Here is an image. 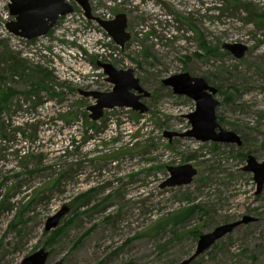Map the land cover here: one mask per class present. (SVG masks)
<instances>
[{
	"label": "rangeland",
	"instance_id": "374dc122",
	"mask_svg": "<svg viewBox=\"0 0 264 264\" xmlns=\"http://www.w3.org/2000/svg\"><path fill=\"white\" fill-rule=\"evenodd\" d=\"M88 1L97 17L127 16L130 40L122 51L96 24L88 23L75 5L70 16L34 43L0 38L26 68L38 65L52 70L58 79L55 91L63 90L62 82L75 90L69 93L65 88L62 100L51 99L42 90V104L35 109L21 94L17 96L21 110L12 119L5 118L18 127L28 122L38 123V128L35 139L17 134L13 149L0 155V200L8 197L12 205L0 211V264H19L41 248L48 252L46 264H181L195 252L200 235L243 216L254 217L257 222L238 227L191 264H264V187L256 195L252 174L242 171L247 156L264 160V29L258 30L244 11H217L220 0ZM238 1L249 6L250 12L264 16V0ZM6 6L7 1L0 0V22ZM188 25L207 47L242 44L248 51L239 60L221 49L219 58L206 56L198 49L196 35ZM97 62L119 70L132 69L141 87L151 93L150 99L143 100L149 109L144 115L128 109L105 113L107 128L97 138L106 139L107 147H102L100 140L81 143L86 131L87 135L92 133L81 115L70 126L57 117L70 111L88 115L86 108L94 102L84 100L79 90L111 91L112 85L105 81ZM2 70L4 87L17 92L29 91L36 82L13 78ZM182 73L220 88L217 123L236 133L243 142L241 147H213L188 138L169 142L163 136L165 132L190 129L186 117L194 112V102L173 95L161 84ZM77 101L83 104L79 106ZM25 134L32 135L27 130ZM137 134L141 142L150 140L152 148L147 154L92 161L95 147L111 149L107 141L119 137V144L124 146ZM72 139L76 142L73 146ZM1 144L5 150L7 146ZM19 148L44 154V170L32 166L33 162L27 168L20 167L12 153ZM184 165L197 170L192 183L162 188L169 177L166 168ZM33 168L36 171L27 174ZM69 169L78 170L77 175L60 178L58 187L32 199L34 190ZM90 189L96 192L91 194L89 209L81 208L79 215H73L77 205L73 199ZM25 202L31 203L22 211L21 222L10 228ZM190 203L200 209L188 222L156 230L155 220ZM64 205L68 213L56 229L45 232L47 219Z\"/></svg>",
	"mask_w": 264,
	"mask_h": 264
},
{
	"label": "water",
	"instance_id": "95a60500",
	"mask_svg": "<svg viewBox=\"0 0 264 264\" xmlns=\"http://www.w3.org/2000/svg\"><path fill=\"white\" fill-rule=\"evenodd\" d=\"M6 1L8 14L12 20L6 24L5 29L10 35L25 41L45 37L56 25L59 18L73 13L72 3L81 9L86 20L95 22L120 50H123L125 44L130 40L125 14H118L111 21L101 20L92 15L88 0ZM221 48L237 60L243 58L248 51V47L242 44H222ZM98 67L103 70L106 82L112 85L111 91L108 93L78 91L80 96L91 98L94 101L86 109L91 122L100 121L106 111L113 109H128L139 115L148 113L149 109L143 100L149 99L151 93L141 87L139 79L134 76L132 69L117 70L110 64H99ZM161 84L170 88L173 95L186 97L192 100L195 105L194 112L186 117L190 129L183 133L165 132L163 136L169 142L176 137L194 139L201 143L232 144L237 147L242 145V141L236 133L222 129L217 123L215 110L220 103L213 97L217 90L209 86L205 80L182 73L162 80ZM167 171L169 177L161 186L162 188L190 185L197 176V170L191 165L169 167ZM242 171L253 175L256 194L258 195L264 186V160L258 162L253 156H247L246 165ZM68 211V206L64 205L54 216L48 218L44 228L45 232L56 229ZM255 222H257L256 218L243 216L238 221L220 225L209 233L200 235L195 252L181 264H191L238 227ZM47 259L48 252L41 248L23 259L19 264H46ZM55 264H62V261Z\"/></svg>",
	"mask_w": 264,
	"mask_h": 264
},
{
	"label": "trees",
	"instance_id": "16d2710c",
	"mask_svg": "<svg viewBox=\"0 0 264 264\" xmlns=\"http://www.w3.org/2000/svg\"><path fill=\"white\" fill-rule=\"evenodd\" d=\"M221 5L220 7L217 8V11L223 12L224 8L232 10L234 13L239 12L242 13L241 11L246 12L251 20L254 26L258 30H263L264 29V16L258 15L256 13L250 12L249 6H243L238 0H220ZM225 9V10H226ZM233 15V14H232ZM184 21V20H182ZM185 22V21H184ZM189 24V23H188ZM189 26V29L193 31L196 35V42L198 44V49L200 51H203L206 56L213 57V58H219L221 56L220 54V49L222 50L221 46H214V47H207L204 41L201 39V36L197 33V31L193 28V26ZM6 41V40H5ZM35 40L26 42V43H34ZM0 47H2L3 52L0 53V71L3 68L4 73H8L11 75V77H16V78H23L24 80H35L36 82L32 83V86L29 91L25 92H17L12 88H6L4 87V76L0 74V155L3 152H6L9 149H13L14 143L17 137V134L22 135L25 139H35L36 131L38 128V123H29L26 122L24 127H18L15 126V122L12 120H5L6 117H12L17 114V111L21 110V106L19 105V102L17 100V96L21 95L24 97V100L26 102H29L32 104L31 109H35L37 106L41 105L42 102L39 97V92L44 90L48 93L49 98L51 99H58L62 100L65 98V88L68 89L69 93L74 92V89L70 88V84L68 82H62L61 85V91H55V87L58 85V79L54 75V72L52 70H49L47 68H42L41 66H34L33 68H26L24 66V62L20 61L17 59V56H15L7 46L4 44L3 41H0ZM223 51V50H222ZM145 56H147L146 51L143 52ZM224 55V54H222ZM198 57V56H197ZM2 72V73H3ZM25 72H28L26 75ZM21 73H24L21 75ZM219 93H221L220 88ZM227 97H225V100ZM76 104L79 106L82 105L81 101H77ZM80 108V107H79ZM132 116L136 117L133 113L129 112ZM77 115H81L82 119L84 121L85 127L87 130L91 131L92 133L90 135H87V131L85 132L86 135L85 137L80 138L81 143L87 144L89 141H99L101 146L107 147L108 145L106 144V139H101L97 138L98 134L103 133L104 130H106L107 126L105 121L102 119L98 122H91L88 118V115L86 113L77 114L76 112L73 113L72 111L64 114V115H59L57 116L58 119H60L62 122H64L65 125L70 126L74 125V122L77 121ZM105 117V116H104ZM31 121V120H30ZM220 121V120H219ZM81 123V122H80ZM100 124V125H99ZM29 131L30 135H26L25 131ZM130 142L127 143L126 145L122 146L119 144L121 137L118 139H110L107 141V143H111L112 148L111 149H98L95 147L93 150V153L96 155L91 157L92 161L94 160H118L121 159L123 156L129 154L132 156L134 153L135 154H141L145 155L147 154L148 150L152 148V144H149L150 140H144V141H139L138 134L134 136L129 137ZM28 141V140H27ZM1 143H3L7 148L5 150L2 149ZM7 143V144H6ZM12 146H9L10 144ZM76 142L74 139H72L71 145L73 146ZM116 145V146H114ZM114 146V147H113ZM13 155L17 159V164L20 167L27 168L29 167L30 163L33 162L36 164V166L32 163V166L37 167V168H42V160L44 159V154L39 153L36 154L34 150H27L26 152L23 149H15L13 152ZM22 153H24L22 155ZM98 154V155H97ZM25 165V166H24ZM71 168L73 166H70ZM48 169V168H47ZM42 170H44L42 168ZM33 171H36V168L31 171H27V174H32ZM71 173V174H69ZM78 170L73 171L69 169V171H64L60 173L57 178H52L49 179L46 183H44L43 188L41 189H36L34 190L33 197H37L42 194H45L48 192V190L54 189L58 187L60 178H69L72 179L75 175H77ZM69 175V176H68ZM96 191L93 189H90L86 192L79 193L74 199L73 202L77 203L75 207V211H73V215H79V210L82 208H85V210L89 209L90 206V200H91V194L95 193ZM28 197V195H26ZM111 195L109 194L107 198H109ZM31 202H25L21 206V211L16 215L14 220L9 224V227L12 228L16 223L21 222V215L22 211H24L27 206ZM73 203V205H74ZM12 207V205L9 202V198L5 197L0 200V211L2 210H9ZM96 206H94L93 209H95ZM92 209V210H93ZM199 206H195L194 204L190 203L187 206H184L182 208H179L178 210H175L169 214H167L165 217H160L157 220L153 222L155 225L156 230H160L163 228H166L167 226H171L172 228H175L179 225H183L186 222H188V219L194 214L195 211L199 210ZM77 217V216H75ZM61 232H58L57 234H60ZM195 234V233H194ZM195 237V236H194ZM217 244L213 246V248L216 247Z\"/></svg>",
	"mask_w": 264,
	"mask_h": 264
},
{
	"label": "built area",
	"instance_id": "2783aa9c",
	"mask_svg": "<svg viewBox=\"0 0 264 264\" xmlns=\"http://www.w3.org/2000/svg\"><path fill=\"white\" fill-rule=\"evenodd\" d=\"M106 20L111 19L112 17L107 16V17H103ZM10 21V16L8 14V12H6L5 16L2 18L1 22H0V38L1 39H5V40H18V41H22V42H26L25 40L19 39V38H15L13 36H11L10 34L7 33L5 26L7 24V22Z\"/></svg>",
	"mask_w": 264,
	"mask_h": 264
},
{
	"label": "flooded vegetation",
	"instance_id": "af4514ba",
	"mask_svg": "<svg viewBox=\"0 0 264 264\" xmlns=\"http://www.w3.org/2000/svg\"><path fill=\"white\" fill-rule=\"evenodd\" d=\"M72 5H73V7H74L75 4L72 3ZM75 6H76V5H75ZM82 16H83V15H82ZM115 16H116V15H115ZM62 19H63V17L59 18V20L57 21V23H58L59 21H61ZM87 22L90 23V24H91V23H94V22H91V21H87ZM57 23H56V25H57ZM94 24H96V23H94ZM56 25H55V27H56ZM96 26H97V25H96ZM55 27H54V28H55ZM97 27H98V26H97ZM54 28H53V29H54ZM98 28H99V27H98ZM99 29H100V28H99ZM128 33H129V32H128ZM105 34H106V33H105ZM109 38H110V37H109ZM113 43H114V42H113ZM125 45H126V44H125ZM115 46H116V45H115ZM104 62H105V61H104ZM99 64H107V63H100V62H97V64H96L97 68H98L99 70H101L102 73H103V70H102L101 68L98 67ZM117 70H119V69H117ZM103 75H104V73H103ZM104 77H105V81H106V76L104 75ZM109 84H110V83H109ZM110 85H111V84H110ZM208 85H209V84H208ZM209 86H210V85H209ZM211 87H212V86H211ZM213 88H215V87H213ZM215 89L217 90V93H216L215 96H213L214 99H216V96L219 94V89H218V88H215ZM81 97H82V96H81ZM82 98H83L84 100H85V99H86V100H87V99H91V98H85V97H82ZM150 98H151V97H150ZM150 98H149V99H150ZM91 100H92V99H91ZM216 100H217V99H216ZM92 101H93V100H92ZM93 102H94V101H93ZM218 102H219V101H218ZM219 105H220V104H219ZM90 106H91V105H90ZM88 107H89V106H88ZM86 109H87V108H86ZM219 126H220V125H219ZM175 138H176V137H175ZM240 139H241V138H240ZM241 141H242V140H241ZM200 143H201V142H200ZM207 143H211L213 147H215L214 145H216V146L218 145V144L213 143V142H207ZM229 145H232V144H229ZM242 145H243V142H242ZM242 145H241V146H242ZM235 146H236V145H235ZM241 146H240V147H241ZM246 158H247V157H246ZM245 165H246V164H245ZM244 167H245V166H244ZM242 168H243V167H242ZM245 173H246V172H245ZM197 174H198V173H197ZM252 176H253V175H252ZM252 179H253V177H252ZM253 182H254V181H253ZM255 185H256V184H255ZM263 187H264V186H263ZM262 190H263V189H262ZM260 193H261V192H260ZM260 193H259V194H260ZM255 194H256V191H255ZM256 195H257V194H256Z\"/></svg>",
	"mask_w": 264,
	"mask_h": 264
}]
</instances>
